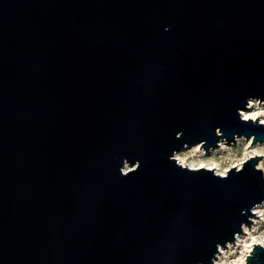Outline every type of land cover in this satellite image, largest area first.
<instances>
[{"label": "water", "instance_id": "water-1", "mask_svg": "<svg viewBox=\"0 0 264 264\" xmlns=\"http://www.w3.org/2000/svg\"><path fill=\"white\" fill-rule=\"evenodd\" d=\"M254 98L264 0H0V264H217L263 155L225 175L175 155L264 143Z\"/></svg>", "mask_w": 264, "mask_h": 264}, {"label": "rangeland", "instance_id": "rangeland-1", "mask_svg": "<svg viewBox=\"0 0 264 264\" xmlns=\"http://www.w3.org/2000/svg\"><path fill=\"white\" fill-rule=\"evenodd\" d=\"M250 100L253 101V104L251 107H250V105H251ZM250 100L247 104V108H242L240 110V112L242 114V119H244L243 118L244 117L243 112L245 110L246 111L248 110V114H250V116L253 115V117H254V115H256V117H258V121L263 123L261 121V119H264V100H260L259 98H254V99H250ZM250 119L256 120L254 118H250ZM245 120H248V119H245ZM252 141H253V137L247 139L245 136L237 137L234 141H228L226 139H220L218 146L214 147V148H210L208 151H206V149L203 146H201V143H199V144H195V145H192V146L186 148V150H184V151L181 150L178 153H181V155H184L183 154L184 152H186L187 155H224V156H227V158H225L221 162V166L223 168L229 167V169L231 167L239 168V165H241V168H242L243 162L250 159V157L263 155L258 160L256 167L261 168L262 171L264 172V143H261V142L252 143ZM200 146H201V148H200ZM175 157L177 158L176 155H175ZM215 171H216V169H215ZM258 206H260V205H258ZM258 206H256L253 209V211L256 212V215L258 216V218L253 217L252 218L253 221H252L250 227L248 225H245V226L248 227V232L254 233L259 238H264V207L258 208L259 211H257L256 208ZM245 226H244V232L246 234L238 235V237L242 236L243 240H248L249 237H248V233L245 230ZM237 241H238V238H237L235 243H230L227 246V248H225V250H228V252L225 254L226 258L223 259L222 262L225 261L229 257L231 258L232 256H235L237 254L238 250H241V256H243L246 253V248L240 249V247L237 246ZM233 244H235V247L232 248V250L229 249L230 245H233ZM221 254L223 255L222 250H221ZM219 257H220V255L218 256L216 263L219 260ZM233 259H234V257H233ZM233 262H234V260H232V263Z\"/></svg>", "mask_w": 264, "mask_h": 264}, {"label": "bare ground", "instance_id": "bare-ground-1", "mask_svg": "<svg viewBox=\"0 0 264 264\" xmlns=\"http://www.w3.org/2000/svg\"><path fill=\"white\" fill-rule=\"evenodd\" d=\"M252 104H253V101H251L250 107L252 106ZM243 116H244L243 117L244 119H249V118L256 119L257 118L256 115H254V117L253 115L250 116V114H248V110L247 111L245 110L243 112ZM261 121L264 123V119H261ZM184 150H186V148L183 149L182 151ZM183 154L184 155H181V153L177 152L176 156L179 159L180 163H182L183 165L187 164L191 168H195V169H198L201 167L214 168L216 169V172L221 173L223 175H225L229 169V167L223 168L221 166V162L225 158H227V156H224V155H187L186 152H184ZM240 168H241V165H239V169ZM260 207H264V204L258 206L256 210L259 211L258 208ZM245 230L248 233L249 238L248 240H243V237L239 236L238 241H237V246H239L240 249L246 248V253L243 256H241V250H238L235 256H232L231 258L229 257L225 261L222 262V260L226 258L225 254L228 252V250H225L226 247L225 248L222 247L221 250L223 251V255L220 254L219 260L217 261L218 264H245L246 257L249 254V252L252 250L254 244L260 243L264 245V238H259L254 233L248 232V227L246 226H245ZM234 247H235V244L230 245L229 249L232 250V248ZM232 260H234L233 263H232Z\"/></svg>", "mask_w": 264, "mask_h": 264}]
</instances>
